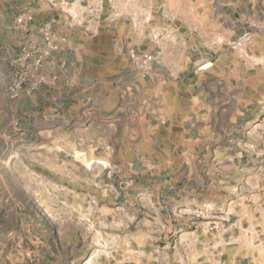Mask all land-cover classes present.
<instances>
[{
  "label": "crops",
  "instance_id": "crops-1",
  "mask_svg": "<svg viewBox=\"0 0 264 264\" xmlns=\"http://www.w3.org/2000/svg\"><path fill=\"white\" fill-rule=\"evenodd\" d=\"M146 3L141 31L58 25L54 85L10 100L24 36L14 16L29 10L30 29L61 16L45 0H0V158L17 145L41 209L33 232L21 220L26 264L90 253V264H264V137L249 139L254 152L243 143L264 115V0ZM245 31L254 62L226 47ZM129 48L161 52L148 76L135 75ZM182 207L206 215L193 223Z\"/></svg>",
  "mask_w": 264,
  "mask_h": 264
},
{
  "label": "built area",
  "instance_id": "built-area-1",
  "mask_svg": "<svg viewBox=\"0 0 264 264\" xmlns=\"http://www.w3.org/2000/svg\"><path fill=\"white\" fill-rule=\"evenodd\" d=\"M49 10L61 16V22L54 18L30 29L27 17L29 10L20 12L14 16L13 27L23 32V40L19 45L17 55L12 60L13 72L7 86V96L10 100H16L21 96H29L43 87L54 85L55 78L45 72L46 64L54 53L58 52L65 41L63 32L56 31L61 25L62 31L80 29L88 35H95L102 25L106 28L116 25L120 21H126L132 31H141L151 20L150 8L146 0H45ZM264 26L259 24L256 29ZM252 31H245L237 38L230 40L226 47L231 51H239L249 61L254 62L247 51V46L252 39ZM127 56L138 77L148 76L152 72L153 64L161 58V52L152 54L138 52L132 48L127 50ZM64 63L61 62L60 66ZM255 134L264 137V115L258 117L251 126L245 129L246 140L243 142L246 151L254 152L257 145L249 139ZM253 136V137H252ZM102 166H106L104 163ZM182 214L190 217L191 222L202 219L206 210L182 207ZM222 227V225H221ZM218 226L213 224L209 230L217 231ZM159 250H154L157 253ZM92 253L80 264H90Z\"/></svg>",
  "mask_w": 264,
  "mask_h": 264
},
{
  "label": "rangeland",
  "instance_id": "rangeland-1",
  "mask_svg": "<svg viewBox=\"0 0 264 264\" xmlns=\"http://www.w3.org/2000/svg\"><path fill=\"white\" fill-rule=\"evenodd\" d=\"M4 80L0 78V85ZM4 153V151L2 152ZM24 162L21 160L17 145L10 143L8 157L0 158V169L9 168L11 171L0 172V264H26L21 259V248L27 247L22 222L25 229L34 231L32 222L41 209L37 208L36 192L26 186L21 179L20 171H24ZM33 176H23L28 185L36 183L34 172H27ZM83 261V260H82ZM82 261L80 263H82ZM27 264H37L29 260Z\"/></svg>",
  "mask_w": 264,
  "mask_h": 264
}]
</instances>
